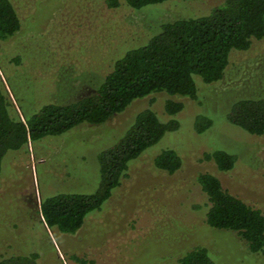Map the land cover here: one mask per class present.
<instances>
[{"label": "rangeland", "instance_id": "obj_1", "mask_svg": "<svg viewBox=\"0 0 264 264\" xmlns=\"http://www.w3.org/2000/svg\"><path fill=\"white\" fill-rule=\"evenodd\" d=\"M218 1L167 0L134 9L123 0L117 7L105 0H12L21 27L0 40V84L22 119L46 103L78 99L95 90L120 51L125 49L118 57L146 43L162 22L208 13ZM199 78L198 98H184L178 128L129 161L120 184L74 233L45 225L41 199L95 191L98 153L124 135L139 111L148 107L162 114L166 98L179 97L162 91L137 98L104 123H81L8 150L0 168V259L37 252V264H175L203 245L215 264H264V255L249 251L236 232L207 225L208 199L196 181L199 173L210 172L264 214V134H250L226 119L236 100L264 94V40L231 54L219 81ZM201 114L212 124L197 132ZM165 148L182 158L172 174L154 164ZM215 149L235 154L231 170L203 158Z\"/></svg>", "mask_w": 264, "mask_h": 264}, {"label": "trees", "instance_id": "obj_2", "mask_svg": "<svg viewBox=\"0 0 264 264\" xmlns=\"http://www.w3.org/2000/svg\"><path fill=\"white\" fill-rule=\"evenodd\" d=\"M109 7L119 0H105ZM134 9L167 0H123ZM208 13L164 21L144 44L113 57L95 90L67 103H46L23 119L16 113L12 99L0 84V168L8 150H19L30 141L59 135L81 123L101 124L123 111L133 100L158 92L168 96L159 114L150 108L139 111L124 135L97 155L99 183L91 193L60 192L41 199L39 213L48 227L74 233L85 216L99 209L129 166L168 131L178 128V113L184 98H198L195 76L204 83L224 76L234 52L248 50L253 41L264 40V0H219ZM21 27L12 0H0V40L14 35ZM128 48V47H127ZM118 57V58H117ZM18 61L17 58L13 59ZM229 123L250 134H264V94L244 97L232 103L226 114ZM212 124L209 116L195 118L197 132ZM221 171L233 168L236 156L223 149L204 153ZM157 169L172 174L182 165L173 148H165L154 158ZM196 181L208 199L207 225L237 233L249 251L264 255V214L225 189L219 178L202 172ZM38 253L17 254L0 259V264H37ZM175 264H215L207 247L197 245L180 256Z\"/></svg>", "mask_w": 264, "mask_h": 264}]
</instances>
